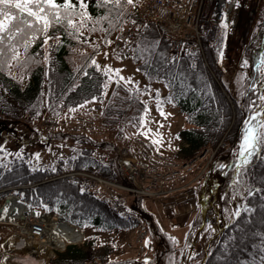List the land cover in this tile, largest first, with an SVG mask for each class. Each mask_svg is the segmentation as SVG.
<instances>
[{"label": "trees", "instance_id": "1", "mask_svg": "<svg viewBox=\"0 0 264 264\" xmlns=\"http://www.w3.org/2000/svg\"><path fill=\"white\" fill-rule=\"evenodd\" d=\"M139 1L135 0L134 8L128 6L125 17L114 21V28L103 22V27L109 31L99 30L100 25L95 32L89 34L85 31L81 40L87 39L88 43L73 39L62 27H53L48 35L58 36L59 40H49L46 50L44 38L40 36L29 48L28 55L32 59L27 67L13 61L10 69L0 70V115L12 120L40 119L45 113L53 112L61 117L67 109L96 96L102 126L117 130V133L124 130L126 122L139 128L145 104L148 105L144 89L139 85L134 87V81L129 84L119 80L107 97L108 88L105 90L103 84L110 81L97 59L105 38L113 41L125 22L135 20L140 26L139 37L130 55L136 69L148 83L160 82L165 86V99L179 109L188 124L176 133L186 143L179 150L181 158L193 157L205 147H215L222 138L228 143L227 147H219L208 172L216 176L214 186L207 184L200 189L201 208L192 223L193 228L200 231L197 242L206 240L203 247H193L188 263L237 264L239 260L241 264H250L264 241V144L243 167L238 163L236 150L243 135V131L239 133L240 126L250 117L251 111L261 105L259 96L264 95V81L257 67L261 54H264V10L254 37L246 47L250 75L242 77L243 81L246 79L245 91L235 96L226 83L228 77L220 64L221 42L216 27L206 22L203 53L173 56L170 35L157 21L139 16ZM74 2L78 3V0ZM86 2L87 10L94 17L104 13L105 9L97 8L96 0ZM115 15L113 12V17ZM152 42L158 44L149 57L148 53L141 52V48ZM96 44L98 48L93 47ZM93 58L101 65L100 70L92 65ZM146 58L148 63H145ZM169 95L173 97L171 102L168 101ZM55 138L63 151L59 161L49 165L33 164L27 159L31 156L28 153L13 156L0 149V203L8 193L14 192L33 207L44 208L43 201L48 210L61 213L82 229L89 228V236L83 244H68L47 264H107L117 247L115 241L99 239L100 234L132 230L135 223L93 192L87 189L81 192V187L70 177L60 174L63 170L93 168L104 176L121 181L126 179L114 159L105 163L95 154L96 146L113 149L114 146L105 142H94V147L82 146L89 143V135L65 130H58ZM235 190L243 191L241 215H231L227 220L224 209L230 208ZM249 190L253 191L252 195H248ZM139 199H134V203L140 211ZM230 210L231 214L235 213ZM98 248L100 251L95 254ZM256 264H260L258 258Z\"/></svg>", "mask_w": 264, "mask_h": 264}, {"label": "built area", "instance_id": "2", "mask_svg": "<svg viewBox=\"0 0 264 264\" xmlns=\"http://www.w3.org/2000/svg\"><path fill=\"white\" fill-rule=\"evenodd\" d=\"M262 1L253 0L248 23L254 22ZM237 4L238 0H142L138 14L141 18L159 23L171 37V54L177 56L203 53L202 38L206 22L218 28L221 27V21L230 23ZM137 26V22L134 25L129 21L123 31L113 38L110 50L116 57H122L120 60H125L128 52L137 44ZM120 36L123 39L117 38ZM42 122L52 131L62 127L68 132L87 133L94 128L88 116L69 110L61 118L49 113L43 117ZM144 146L142 156L132 153L127 146H121L117 151L119 169L127 177L128 183L111 179L92 168L64 170L60 174L70 177L75 185L93 192L119 214L136 222L134 244L137 254L146 250L148 227L145 220L129 208L126 198H160L172 213H191L197 209L193 201L197 197L196 188L204 180L215 156V150L211 153L207 150L190 159H174L169 151L158 150L150 140H146ZM52 159L58 161L55 155H52ZM12 196L18 199L19 206L7 204ZM3 207L7 212H4L0 222L9 224L13 231L0 242V264H46L57 251L64 250L67 244L84 242V233L78 225L55 211L35 208L14 193L5 196L0 209ZM58 220L82 232V238L73 239L58 231Z\"/></svg>", "mask_w": 264, "mask_h": 264}, {"label": "rangeland", "instance_id": "3", "mask_svg": "<svg viewBox=\"0 0 264 264\" xmlns=\"http://www.w3.org/2000/svg\"><path fill=\"white\" fill-rule=\"evenodd\" d=\"M252 4L253 0H238V4L235 8L232 20L228 24V28H216L217 37L221 42L220 52H223V56H220V64L226 71L228 77L226 83L229 85L230 90L235 96H240L245 91L246 79L243 81L242 77H244V75H247V77L250 75L248 63L247 65L244 64V61L246 60V47L254 37L256 25L261 19L264 10L263 0L258 8L257 14H255L254 22L248 23ZM108 46L109 45L105 44L102 47L97 56L98 62H100L103 68L105 65H109L113 69H121L120 75L126 78L130 77L131 81H134V87L136 85L142 87L146 99L148 100L147 107L149 112L144 114L143 119L146 123L143 127L140 126L138 128L135 124L126 122L124 130L117 133V130L102 126L99 119L100 115L97 113L98 100H88L90 103H83L84 106L82 108H76V110L87 115L94 122V128L89 132L90 141L84 145L82 144V146L94 147V144L92 146V143L94 142H105L104 144L107 143V145H113L114 149L110 146H96L95 154L98 155L103 162L104 159L108 162L114 159L118 169L117 151L119 147L127 146L132 153L137 156H142L143 151L145 150L144 144L147 139H150L153 142L154 140L159 141L154 142V144L160 151H166V149L170 148L171 151H169V153L174 159L193 158L194 156L190 158H181L180 151L182 146L186 145V143L182 138L177 137L176 133L183 127L188 126V124L185 120V116L179 111V109L173 104L168 103L165 99V86L160 82L148 83L136 69V65L133 62L131 55L125 60H118L115 55L113 56ZM47 48L48 44L45 45L46 50ZM104 53H107V56H105ZM112 76L116 77V79L109 80L107 97H109V93L113 88L114 83L119 80V77H117L115 73H112ZM156 89H159L161 98L160 103L163 110L170 114L166 118L161 117L157 111ZM262 104H264V101L261 102V105ZM259 110L258 107L256 111ZM42 118L43 116L40 119L22 118L19 120H12L0 115V145L3 146V149H5L9 155L15 156L17 153L30 154L31 156L27 159L33 164L49 165L53 161L52 155L58 157L59 161L63 148L58 145L55 134L58 130L63 129L59 127L52 131L44 126ZM245 120L243 122H245ZM158 121L159 123H157ZM244 125L245 124L242 123L240 126L239 133L243 131ZM147 129H151L152 131L145 134ZM52 137L55 140L52 139ZM223 145H226V147L228 146V143L224 138H222L215 147H205L196 153V155H202L207 150H209V153L215 150L216 156L219 147ZM35 153L40 154L39 159L36 158ZM236 153L239 156V148L236 150ZM53 162L56 163L55 161ZM210 168H212V162ZM119 171L121 175L123 174L125 176L120 169ZM215 177V174H210L207 184H210L213 187ZM122 182L128 183L127 178H124ZM202 184L203 183L196 188L197 197L193 200L195 208H198V198L201 197L200 188H202ZM242 195L243 191H234L230 206L232 212L243 207V205H241ZM136 198H140L138 202L140 211L135 207L134 199ZM126 200L130 207L145 218L148 225L147 240L149 243L147 244L144 253L137 254L138 251L134 244V238H136V235H134L133 230L123 229L114 233L100 234L99 239L115 241V247H117L115 252L110 254L107 264H145L146 257L148 258L147 264H183V262L189 264L190 251L192 250L191 245L197 232V229H195V227L193 228L192 221L193 216H196L197 212H199L200 206L194 211L196 212L194 215L183 211L177 214L170 212L168 205L165 204L164 200H160V198L154 199L144 196H129ZM37 208L44 209L42 207ZM230 208L224 209L227 220L231 217ZM82 230L84 232L85 242L90 231L89 228ZM12 231L13 228L9 224L0 222V242H3ZM173 237L175 240L172 239ZM205 240L202 239L201 242H197L195 248L203 247L205 245ZM76 244L83 243L80 242ZM99 251L100 249L98 248L94 253L96 254Z\"/></svg>", "mask_w": 264, "mask_h": 264}, {"label": "snow or ice", "instance_id": "4", "mask_svg": "<svg viewBox=\"0 0 264 264\" xmlns=\"http://www.w3.org/2000/svg\"><path fill=\"white\" fill-rule=\"evenodd\" d=\"M97 8L105 9L104 13L100 16L94 17L87 9L88 4L86 0H0V70L10 69L12 67V62L15 61L17 65L24 64L27 67L28 61L32 58L28 55L29 48L33 45L40 36L44 38V45H47L49 40L56 39L59 37L49 36L48 32L50 28L62 27L64 31L71 36L73 39L81 41L83 43H88L87 39L81 40L85 36V31L89 34L98 30L97 25H100L101 31L107 32L109 29L103 27V22H107L109 28H114V21H119L121 18L127 15L128 6L135 7V0H96ZM113 12H115V17H113ZM132 24H136L135 20H131ZM221 26L224 29L228 28L226 21H221ZM140 26H137L139 29ZM147 27V25H144ZM121 31L123 27L121 26ZM118 39H123L122 36L117 37ZM146 39V38H145ZM105 44H112L111 39L105 38ZM131 43V42H126ZM158 42L145 43L142 45L141 52L148 53L151 57L154 52V46ZM43 47V45H42ZM94 48H98L99 45H93ZM21 49L23 51H21ZM107 56V53H104ZM220 56H223V52H220ZM118 59L122 57L117 56ZM45 59H49L45 56ZM175 58H173L174 60ZM39 61H37L38 63ZM148 59H145V63H148ZM92 65L95 66L97 70H100L101 65L93 58L91 61ZM248 61L245 60L244 64L247 65ZM260 71V78L264 81V54H261L259 63L257 65ZM121 69H113L109 65L104 66V73L109 80L116 79L112 76L115 73L119 80H125L126 83L131 82V78L123 77L120 75ZM9 75L11 72L9 71ZM85 76L88 75L87 72L84 73ZM119 80L116 82L118 83ZM253 88L256 85H252ZM103 88L106 90L108 88V83L103 84ZM138 91V89H136ZM261 101H264V95L259 96ZM97 97L92 96L91 101H96ZM156 100H157V111L161 117H167L170 115L166 113L160 103L159 89H156ZM173 97L169 95L168 101L171 102ZM90 101L85 100L84 104H88ZM84 104H78L76 107L70 108V112H75L76 108H82ZM254 108L255 106H251ZM259 111L252 110L249 119L245 120V127L243 129L242 139L239 145V157L238 163L241 167L247 165L251 162V158L254 153L257 152L261 144H264V104L259 106ZM149 112L148 107L145 104L144 113ZM146 121L141 118V126L143 127ZM159 123V121L157 122ZM152 131L147 129L145 134ZM154 142H159L154 140ZM3 146L0 145V149ZM20 156V153L16 154ZM37 159H39L40 154L35 153ZM242 158V159H241ZM55 170V169H53ZM239 175V169H237ZM81 192L85 189L81 188ZM256 191H259L257 189ZM253 191L249 190L248 195H252ZM45 209L48 205L41 201ZM7 212V209H4ZM37 216L40 215L39 212L36 213ZM230 215H235L239 217L241 215L240 210L235 211ZM209 229L212 228L209 224ZM175 240V238H172ZM149 241L146 240L145 244ZM255 247V245H253ZM259 259L260 264H264V241L261 242L260 250L252 257L250 264H256V259ZM148 258H145V264H147ZM237 264H241L237 260Z\"/></svg>", "mask_w": 264, "mask_h": 264}, {"label": "bare ground", "instance_id": "5", "mask_svg": "<svg viewBox=\"0 0 264 264\" xmlns=\"http://www.w3.org/2000/svg\"><path fill=\"white\" fill-rule=\"evenodd\" d=\"M9 206L14 205V206H19V201L17 198H14V196H12L10 198V202L7 203ZM6 207V206H5ZM5 207H3L2 209H0V218H2V216L4 215V209ZM57 228L58 231L65 233L67 235H70L71 238L73 239H81L82 238V232H79L77 230H75L74 228L70 227L67 225V223L58 220L57 222Z\"/></svg>", "mask_w": 264, "mask_h": 264}, {"label": "water", "instance_id": "6", "mask_svg": "<svg viewBox=\"0 0 264 264\" xmlns=\"http://www.w3.org/2000/svg\"><path fill=\"white\" fill-rule=\"evenodd\" d=\"M243 123H244V122H243ZM199 232H200V231H197L196 234H195V237H194V239H193V241H192V247H194V246L196 245V242H197V238H198Z\"/></svg>", "mask_w": 264, "mask_h": 264}]
</instances>
